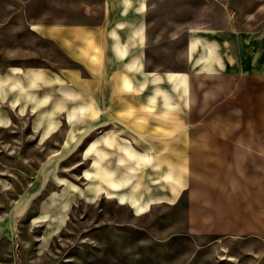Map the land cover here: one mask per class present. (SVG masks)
Listing matches in <instances>:
<instances>
[{"label": "crops", "instance_id": "1", "mask_svg": "<svg viewBox=\"0 0 264 264\" xmlns=\"http://www.w3.org/2000/svg\"><path fill=\"white\" fill-rule=\"evenodd\" d=\"M56 2L27 21L58 67H0V237L28 221L47 246L78 201L140 216L188 191L189 223L264 240V0Z\"/></svg>", "mask_w": 264, "mask_h": 264}, {"label": "rangeland", "instance_id": "2", "mask_svg": "<svg viewBox=\"0 0 264 264\" xmlns=\"http://www.w3.org/2000/svg\"><path fill=\"white\" fill-rule=\"evenodd\" d=\"M33 1L0 0L2 68L11 65L58 67V62L52 63L44 55L33 54L36 49L42 50L43 42L37 39L27 20L33 17L35 10L40 13L45 6L43 0H37L36 5ZM48 1L52 10L58 13L61 8L56 2L58 0ZM75 1L78 0H65L66 8L61 9L67 13V20H89L85 5L76 9ZM91 1L83 0L88 4ZM16 2L20 3L19 6ZM12 3L16 5L12 6ZM12 13H21L22 16L17 15L12 20ZM13 26L15 31H11ZM16 37L18 41L13 40ZM52 50L57 52L53 47ZM12 52L19 56L11 58ZM28 52L31 55H27ZM79 154L64 162L67 166L62 172L70 177H73V172L82 173L88 165L77 167ZM74 178H78L80 184L86 182L79 180L80 177ZM199 193L202 192H195V198L201 199L197 197ZM209 193H214L215 200L218 199L216 192H204L206 195ZM180 197V202L172 205L147 207L148 212L140 216L119 205L116 198L101 197L95 203L78 201L72 206L65 227L47 246L37 242L42 227L29 228L28 221L23 223V230L14 241L0 237V264H264V240L252 238L250 222L231 224L233 229H227L226 224L213 220L199 226L191 224L187 217L188 191ZM211 209L217 211L216 207ZM36 211H39L38 203L32 212ZM214 217L217 219L218 216Z\"/></svg>", "mask_w": 264, "mask_h": 264}]
</instances>
